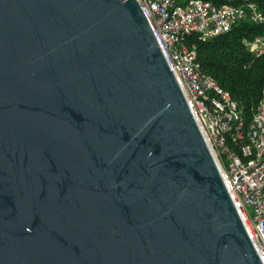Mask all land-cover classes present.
I'll use <instances>...</instances> for the list:
<instances>
[{
    "label": "water",
    "instance_id": "1",
    "mask_svg": "<svg viewBox=\"0 0 264 264\" xmlns=\"http://www.w3.org/2000/svg\"><path fill=\"white\" fill-rule=\"evenodd\" d=\"M0 264H263L137 0H0Z\"/></svg>",
    "mask_w": 264,
    "mask_h": 264
},
{
    "label": "built area",
    "instance_id": "2",
    "mask_svg": "<svg viewBox=\"0 0 264 264\" xmlns=\"http://www.w3.org/2000/svg\"><path fill=\"white\" fill-rule=\"evenodd\" d=\"M169 68L264 264V90L251 122L245 126L237 102L196 62L194 42L224 34L243 20L264 26V10L254 0H137ZM264 54V34L248 42Z\"/></svg>",
    "mask_w": 264,
    "mask_h": 264
},
{
    "label": "trees",
    "instance_id": "3",
    "mask_svg": "<svg viewBox=\"0 0 264 264\" xmlns=\"http://www.w3.org/2000/svg\"><path fill=\"white\" fill-rule=\"evenodd\" d=\"M216 5L229 0H209ZM264 10V0H254ZM264 34V26L249 20L238 22L224 34L207 41L189 38L194 42L196 62L220 88L237 102L247 126L253 117L264 90V54L256 56L249 50L248 42Z\"/></svg>",
    "mask_w": 264,
    "mask_h": 264
}]
</instances>
